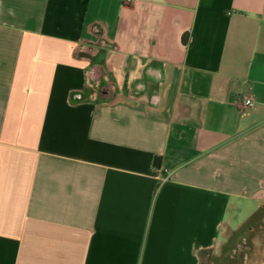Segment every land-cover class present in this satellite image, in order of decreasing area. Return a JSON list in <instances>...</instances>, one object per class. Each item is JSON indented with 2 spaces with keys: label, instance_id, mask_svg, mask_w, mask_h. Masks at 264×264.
Returning a JSON list of instances; mask_svg holds the SVG:
<instances>
[{
  "label": "crops",
  "instance_id": "0c3cea01",
  "mask_svg": "<svg viewBox=\"0 0 264 264\" xmlns=\"http://www.w3.org/2000/svg\"><path fill=\"white\" fill-rule=\"evenodd\" d=\"M233 200L264 210V0H0V264H206Z\"/></svg>",
  "mask_w": 264,
  "mask_h": 264
},
{
  "label": "rangeland",
  "instance_id": "374dc122",
  "mask_svg": "<svg viewBox=\"0 0 264 264\" xmlns=\"http://www.w3.org/2000/svg\"><path fill=\"white\" fill-rule=\"evenodd\" d=\"M232 206L238 209H230L226 217L231 227L237 230L229 233L228 242L218 247L217 255L211 257L206 264H234L232 260V251H236L238 243L244 244L245 251L249 254V260L246 264H263L264 263V226H258V222L264 221V210L261 215L252 217L254 203L249 200H233ZM224 237H220L223 241Z\"/></svg>",
  "mask_w": 264,
  "mask_h": 264
},
{
  "label": "flooded vegetation",
  "instance_id": "af4514ba",
  "mask_svg": "<svg viewBox=\"0 0 264 264\" xmlns=\"http://www.w3.org/2000/svg\"><path fill=\"white\" fill-rule=\"evenodd\" d=\"M106 76H108L106 74ZM116 89V85L113 84L112 79H107L105 83L100 86L98 89V92L101 96H107L109 94H113ZM244 249V244L243 243H238L236 245V251H232V260L234 261V264H246L249 260V254L247 251ZM264 264V263H263Z\"/></svg>",
  "mask_w": 264,
  "mask_h": 264
},
{
  "label": "built area",
  "instance_id": "2783aa9c",
  "mask_svg": "<svg viewBox=\"0 0 264 264\" xmlns=\"http://www.w3.org/2000/svg\"><path fill=\"white\" fill-rule=\"evenodd\" d=\"M123 2L127 5H131L134 3V0H123ZM256 104V101L254 99L253 96L251 95H248V96H245L244 99H243V105L244 107L246 108H253ZM168 177H162L160 176V181L161 182H165L167 181Z\"/></svg>",
  "mask_w": 264,
  "mask_h": 264
}]
</instances>
